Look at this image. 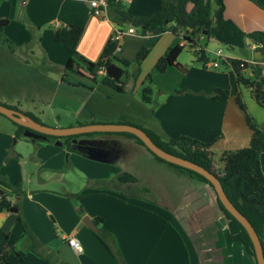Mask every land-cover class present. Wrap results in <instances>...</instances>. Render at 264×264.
Segmentation results:
<instances>
[{
    "label": "crops",
    "instance_id": "0c3cea01",
    "mask_svg": "<svg viewBox=\"0 0 264 264\" xmlns=\"http://www.w3.org/2000/svg\"><path fill=\"white\" fill-rule=\"evenodd\" d=\"M122 1L125 10L132 15L150 14L160 6V0ZM194 3L195 0H189L187 8L190 10ZM225 5L226 16L245 31L264 29V0H225ZM0 18L9 20L4 27V35L12 43L9 46L0 40V102L32 113L43 123L41 117L49 115L47 108H51L55 109L53 116L49 117L54 121L51 125L127 122L152 129L163 139L177 134H188L204 141L218 137L209 149V154H216L219 147L223 163L227 151L250 144L253 132L248 114L264 128V106L255 100L249 87L242 85L238 88L235 73L224 63L209 58L203 66L198 65L197 54L191 46L186 45V48L194 52L193 56L183 55V47L176 63L170 64L165 71L156 68L158 59L169 48L182 44L181 37L169 30H145L136 25L140 31L125 32L120 38L117 53L130 60L135 59L143 46L149 48L146 57L138 64V69L140 77H144L143 83L149 80L158 92L153 110L146 106L141 97L134 103L135 108L129 110L126 105L132 101L126 95L134 94L127 87L135 89L137 80L133 85L126 80L124 89L114 90L97 80L98 74L105 75L104 69L99 68L94 73L87 70L90 61L95 62L100 58L115 28L130 25L109 9V6L105 13L98 15L92 10L91 0H0ZM70 24L83 27L75 54L77 64L74 70L67 69L71 54L56 41L54 34L58 27ZM210 38L213 37L201 35L199 42L205 44L207 49ZM230 49L232 51L226 54L222 49L223 58L248 57L257 63L264 62V51L256 48L255 44L244 49ZM237 49L239 52L235 54ZM249 52L251 55H248ZM245 53L247 55H242ZM186 56L190 60V68H186L182 60ZM216 61L218 65H214ZM221 65L225 69H219ZM148 74H151V79L147 78ZM141 88L136 93L142 95L144 87L142 91ZM216 88L228 89L231 95L214 99L210 93ZM238 94L241 99L237 97ZM115 96L121 100L116 106V113H107L103 118L97 119L100 114L105 113V105ZM153 101L151 99V103ZM111 114L119 117L111 120L112 118H108ZM2 116L5 115L0 113V123L6 126L7 116ZM63 119L68 122H62ZM16 129L13 128L9 133L0 131L5 137L0 142V177H6L9 184L20 186L19 189L25 191L23 196L17 195L16 200H20L22 215L31 230L47 247L42 254L50 251L53 261L66 264H122L97 236L96 231L104 228L114 235L115 246L127 264L203 263L198 258L196 244L193 250L195 258L190 256L191 247L195 243L192 232H189V241L187 234L184 235L176 222L173 209L171 214L168 211L162 212L160 206H156L159 202L116 191L115 184L121 181L120 176L129 173L125 181L136 182L141 187L143 185L142 188L149 191L157 201H163L165 207L170 209L174 206L173 197L167 196L169 191H161L153 181L154 176L147 170L150 165L168 168L188 181L190 186L186 188L187 194L197 207L188 206L193 207L197 217L198 211L205 215L201 222L203 228L199 230L209 237L206 224L203 226V223L208 221L216 224L217 232L223 238L220 242L227 244L226 258L231 257L230 264H234L238 252L247 254L240 244L227 242L226 222L218 219V216L221 218V213L216 206H212V186L158 160L134 137L115 131L92 132L88 136L105 143L95 144L103 151L99 158L94 159L85 155L82 150L68 149L54 140H31L23 135L17 136L19 128ZM24 150L32 151L34 159L32 158L30 166L23 165L26 162L19 158V155L27 154ZM65 154H69L70 158L67 159ZM78 161L84 167L93 165L107 171L93 169L87 174L84 167L72 166L78 164ZM144 165L147 166L146 169L142 168ZM212 165L220 175L227 172L225 164L223 168L220 165V173L216 169V162H212ZM108 169L115 173L111 174ZM45 170L49 174L54 173L56 177L53 178H59L63 183H72L74 191H69L65 186L60 190L46 186L48 178L41 174L39 181L34 182L33 175ZM24 175L29 178L23 179ZM6 188L13 191L10 187ZM195 198L199 201H195ZM191 214L185 220L180 218L178 222L183 221L185 226L190 222L192 225ZM86 215L97 225V230L84 223ZM212 215L215 218L209 221ZM5 230L9 232L8 237ZM71 233L77 234L82 249L75 250L69 245L67 236ZM4 246L20 251L24 255L22 264H53L44 256L28 249L23 236V224L17 220L14 212L0 211V254ZM249 258L251 259L250 256ZM208 259L211 261L212 257L206 256L205 261ZM248 264H254L253 260Z\"/></svg>",
    "mask_w": 264,
    "mask_h": 264
},
{
    "label": "trees",
    "instance_id": "16d2710c",
    "mask_svg": "<svg viewBox=\"0 0 264 264\" xmlns=\"http://www.w3.org/2000/svg\"><path fill=\"white\" fill-rule=\"evenodd\" d=\"M215 1L217 4L215 10L212 8L211 0H195L193 7L189 10L187 8L189 0H160V6L155 12L146 15H132L125 10L122 0H107L109 9L128 23L140 26L145 30H169L180 36L184 41V43H182L183 45L179 43L177 46L169 48L167 52L158 59L156 68L159 71H165L170 64L176 63L178 54L186 45L191 46L195 54L198 55V59L206 64V62L209 61V56L205 46L199 42L200 35L213 37L230 48L238 47L244 49L251 44H255L256 48L264 51V29L245 31L234 20L226 16L225 0ZM8 22V19L0 18V40L12 46L11 40L4 35V27ZM82 33L83 27L77 24L58 27L55 30L54 34L56 41L61 43L71 54L66 65L69 70H74L76 68L75 65L77 64V60L75 54L77 53V45ZM247 37L251 38V43H247ZM119 44L120 40L114 39L112 36L107 41L100 58L95 62L90 61L87 68L91 73H94L97 68L104 69L105 75L102 78V82L114 90L124 89L126 80L123 79V77L128 73L127 67L130 66L133 61L140 65L141 61L149 52V48L143 46L135 59L130 60L127 57L118 55L117 49ZM222 60L223 63L229 66L235 73L238 88L242 85L249 87L255 100L260 105L264 106V75L262 74V70L258 68V66H260L259 63L255 64L239 57H225ZM147 78L151 79V74H148ZM151 92V86L144 87L142 99L145 102H151ZM230 95L231 92L224 88H216L210 93V96L214 99L227 98ZM237 97L241 99L240 94H238ZM29 114L38 119L34 114ZM248 119L253 132L250 144L241 148L229 150L225 153L224 163L227 172L223 175L218 174L213 169L209 154V149L218 137H214L209 141H204L188 134H177L163 139L161 135L154 130L141 127L148 132L157 144L166 150L196 161L209 170L217 173L229 198L251 221L264 246V128L259 125L251 114H248ZM16 124L19 126L17 136H25L23 132L26 127L19 123ZM122 133L134 137L138 142L145 145L142 139L135 134L131 132ZM86 134H92V132ZM74 136L77 135L61 137L68 149H77L76 146H73L71 141ZM55 137L57 138V136H51V138ZM26 138L29 139L30 137ZM150 151L158 160L164 161L181 171L187 172L213 187L212 183L204 175L192 169L169 162L158 156L152 150ZM128 174L129 173H125V175L120 176V180L125 181L127 176H129ZM6 187L12 188L13 191H9ZM19 188L20 186L15 187V185L9 184L6 181V177H0V211L15 213L17 220L23 224V236L28 243V249L30 251L44 256L53 264H66L61 261H53L50 251H47L46 254H42V251L47 249V247L31 230L28 222L22 215L21 202L20 200H16V196H23L25 191ZM217 202L224 214L226 222L225 238L227 242L229 244H240L251 257L253 263L258 264L254 244L246 228L222 204L218 195ZM4 233L7 237L9 236L8 231L5 230ZM96 234L109 247L111 252L119 258L122 264H127L120 250L115 246V237L109 230L99 228ZM23 262L24 255L20 251L7 246L3 247L0 254V264H22Z\"/></svg>",
    "mask_w": 264,
    "mask_h": 264
},
{
    "label": "rangeland",
    "instance_id": "374dc122",
    "mask_svg": "<svg viewBox=\"0 0 264 264\" xmlns=\"http://www.w3.org/2000/svg\"><path fill=\"white\" fill-rule=\"evenodd\" d=\"M211 3H212V8L213 10H215L217 8V4H216V1L215 0H211ZM141 28V27H140ZM138 29V28H137ZM141 29H138V31H140ZM201 37V35L199 36ZM205 45V44H203ZM218 48H222L224 50V53H229L230 51H232L230 49V47H228L227 45L219 42L218 40H216L215 38H210L208 40V44H207V54L210 58V60H218L221 64H223V57L221 56H218L216 54V51L218 50ZM248 48V46L246 47ZM237 51L239 52V49L236 50V52H234L235 54L237 53ZM194 53V52H193ZM193 53L192 51H190L189 48H184V52H183V55H189V56H193ZM242 53V52H241ZM241 55V54H240ZM242 55H247L246 53L245 54H242ZM248 55H251V53L249 52ZM197 56V59H198V55ZM244 60H250V61H253V59H250L248 57H243ZM182 60L184 62V66H186V68H190V60L189 58L186 56V58L182 57ZM198 65H201L203 66L204 62L199 60L198 59V62H197ZM257 64V63H255ZM260 66H258V68H260L262 71H263V67H264V62H261L259 63ZM99 68H97L96 70H98ZM219 69H225L224 66H220ZM127 70H128V73L123 77V79L125 80H129L130 82V85H133L134 81L137 80V84H136V88L133 89L131 86L127 87L128 91L131 93V94H134V95H126V98L129 100V101H132L131 104H127L126 107L129 108V110H133L135 107H133L134 103L137 102V99H140V97L142 98V95L141 93L139 94L136 93V90H138V88H141L142 86V83H143V80H144V77H140L141 75V72H140V69H138V64L136 62H133L130 66L127 67ZM159 75V74H157ZM96 76V74H95ZM104 75L102 74H98L97 75V80L99 82L102 81V78H103ZM141 78V79H140ZM102 83V82H101ZM145 86H151L153 89H152V92L150 94V96H153L152 100L153 103L151 102H146V106L149 107V109L153 110V108L155 107L154 106V103L157 101V91L156 89L154 88L155 86L152 85L150 83V81H146L143 83V86L141 88V91L143 89V87ZM141 95V96H140ZM134 98V99H133ZM121 103V100L118 99L117 96H115L114 98H112L111 100L108 101V103L105 105L104 107V111L105 113L104 114H100L98 116L97 119H101L103 118V116L105 114H110V113H116V109H117V105H119ZM47 110L49 111V115L48 114H45L41 117V119L44 121L45 124H48V125H51L53 124V119L49 117H52L53 116V113L55 112V109H51V108H47ZM116 114H111L108 116V118H112L111 120H117V119H113L117 116H115ZM2 117H5V116H2ZM119 117V116H118ZM7 119V120H6ZM5 121H6V126L5 124L3 123H0V131L1 132H7L9 133L8 131H13L12 129H16L18 130L19 126L11 119H8L7 117H5ZM62 122H68L67 119H63ZM51 126H57V125H51ZM115 132H119V131H115ZM5 139V137L3 135L0 134V142H3ZM16 139V138H15ZM14 142L11 141V144ZM22 143H25V142H22ZM140 143V142H139ZM143 145V144H142ZM1 146V144H0ZM145 146V145H143ZM66 147V146H65ZM145 149H147L149 151L150 154L154 155L146 146H145ZM3 151V150H2ZM25 152H27L26 155H19V158L21 159L22 162H26V164H23L25 166H30L32 165V162L31 160H33L34 158L32 157V151L31 150H24ZM211 153V152H210ZM25 154V153H24ZM221 149L218 147V149L216 150V154H211L210 157H211V161L214 163L216 162V169L217 171L220 173L222 172L221 170V167L220 165L222 166V168L224 167V164L222 162V160L220 159L221 157ZM0 155L1 154V147H0ZM65 157L67 159L70 158V155L69 154H65ZM33 158V159H32ZM88 159V158H86ZM86 164V163H84ZM83 163L81 161H78V164H72V166L74 167H78V168H83L84 166H82ZM86 169V173L89 174L90 173V170H97V171H107L105 168H98V167H95L93 165H87L86 167H84ZM115 167H113L114 169ZM142 168H147L146 165L142 166ZM214 169V168H213ZM110 170V173L111 174H114L115 171H113L112 169H108ZM122 169H120L121 171ZM148 171H151L152 175L154 176L153 177V181L155 182V184H158V187L160 188V190L162 191L163 189H167L169 191V194L167 196H169L170 198L173 197L174 199V206H171L170 209L165 207V203L163 201H157V199H154L151 194L149 193V191H145L142 187H141V184H137L136 182H132V181H118L116 182V191L120 192V193H125V194H134L140 198H143L144 200H148V201H151V202H159V203H156V206H160L161 208V211L162 212H165V211H168L170 214L172 213V209L174 210L175 212V219L177 220L176 222L178 223L180 229L182 230V232L185 234H187V237L189 238L190 237V230L192 232V236H193V239L195 241V243L193 244V246L191 247V253L190 256L195 258L194 256V252L193 250H195V244L197 245V250H198V258L200 257V260L203 262V263H200V264H230L229 262V258H231L230 256H228L229 258L227 259L226 256H227V252H226V249L227 247H225L227 244H224L221 243L220 239H223L222 236H220V234L217 232V227H216V224H210L208 223V221L204 222L203 223V226L204 224H206V232L210 235L209 237H207V235L205 233H203L201 230H199L200 228H203L202 227V224L201 222L204 221L205 219V215L202 211H198L199 212V216L197 217V214L195 212H193V207L191 206H188V205H194L195 207H197V204H194L191 200H190V197L189 195L187 194V191H186V188H188L190 185L188 184V181L183 177L181 176L180 174H175L174 171H171L170 169H165V168H158L156 166H149L147 168ZM215 170V169H214ZM81 170L79 171V174H81ZM40 174L43 176V177H47V181H46V186L48 187H53V188H58V190H60L59 188H63L64 186L66 187V189H68L69 191H74V188H72V183H63L61 182V180H59V178H53V177H56L54 173H48L46 170L45 171H42V172H37L33 175V178L34 179V182H38L39 179H40ZM25 177V178H24ZM23 179H27L29 177L25 176L24 175ZM113 187V188H115ZM126 187V188H125ZM212 190V196H211V202H212V206H216V209L218 208L219 209V212L221 213V218H219L218 216V219H220L221 221L223 220L224 223H225V218H224V214L223 212L221 211L219 205H218V202H215L216 199H217V194H214L216 193L212 188H210ZM183 192H185V194H183ZM72 193V192H71ZM153 195L157 196V194L155 193H152ZM176 196V197H175ZM175 197V198H174ZM216 197V199H215ZM172 199V200H173ZM171 200V201H172ZM195 201H199L198 198H195ZM214 212V211H213ZM193 213V214H191ZM219 213V214H220ZM188 214H191L189 216L190 217V221L192 222V225L190 222H188L185 226V224L182 223L180 224L178 221H180V218L182 220V218L185 220L187 218V215ZM173 217V218H174ZM215 218L214 215H212V218L209 220V221H213V219ZM201 220V221H200ZM207 220V219H206ZM191 225V228H189ZM189 241H190V238H189ZM207 257H212L211 261L208 259L207 261H205V258ZM231 260V259H230ZM249 261L251 262V259L249 258V256L247 254H242L241 251L240 253L238 252V255L237 257L234 258V264H248Z\"/></svg>",
    "mask_w": 264,
    "mask_h": 264
},
{
    "label": "water",
    "instance_id": "95a60500",
    "mask_svg": "<svg viewBox=\"0 0 264 264\" xmlns=\"http://www.w3.org/2000/svg\"><path fill=\"white\" fill-rule=\"evenodd\" d=\"M251 42V38L247 37V43ZM0 113L7 116L16 123L24 125L26 128L23 133L26 137H30L29 139L49 141L54 140L60 145H65L64 140L61 137L67 135L105 131L131 132L135 134L140 139H142L145 145L158 156L169 162L192 169L204 175L212 183L215 192L221 200L222 204L243 224V226L249 233L254 244L257 263L264 264V246L258 232L256 231L251 221L247 218V216L243 214L229 198L219 175H217V173H215L214 171H211L203 165L197 163L196 161L166 150L165 148L157 144L148 134V132L141 126L127 122H93L69 126H51L41 122L40 120L34 118L32 115L23 110L12 107L2 102H0ZM51 136H57V138H51ZM71 141L74 147L76 146L77 149H81L83 153L90 158H99V154L103 151L101 148L97 147L94 144V139H78L77 137H74ZM83 221L94 230H97V225L92 220H89V217L87 215L83 218Z\"/></svg>",
    "mask_w": 264,
    "mask_h": 264
},
{
    "label": "built area",
    "instance_id": "2783aa9c",
    "mask_svg": "<svg viewBox=\"0 0 264 264\" xmlns=\"http://www.w3.org/2000/svg\"><path fill=\"white\" fill-rule=\"evenodd\" d=\"M91 6H92V10H93L94 13H96L98 15H102L103 13L106 12V10H107L109 5H108L107 0H91ZM137 31H138L137 27L135 25H133V24H130L129 26H126L125 28L116 27L115 31H114V34H113V38L120 40V38L122 37L123 33H125V32L136 33ZM182 43H184L183 40H182ZM216 53H217L218 56H221V57L223 56L222 49H218ZM248 61H250V60H248ZM250 62L257 63L254 60L250 61ZM214 65H218V62L217 61L214 62ZM262 74L264 75V69L262 71ZM67 242L75 250L82 249L81 241L77 237L76 233L69 234L67 236Z\"/></svg>",
    "mask_w": 264,
    "mask_h": 264
},
{
    "label": "flooded vegetation",
    "instance_id": "af4514ba",
    "mask_svg": "<svg viewBox=\"0 0 264 264\" xmlns=\"http://www.w3.org/2000/svg\"><path fill=\"white\" fill-rule=\"evenodd\" d=\"M89 134H84V133H81V135L80 134H77V136H74V137H77L78 139H81V138H84V139H88V138H90V139H92L90 136H88ZM73 137V138H74ZM72 138V139H73ZM98 142H101V143H98ZM94 144H105L103 141H97V140H95V142H94ZM75 145H78V144H75Z\"/></svg>",
    "mask_w": 264,
    "mask_h": 264
}]
</instances>
